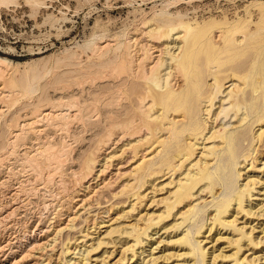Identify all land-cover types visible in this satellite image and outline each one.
I'll use <instances>...</instances> for the list:
<instances>
[{
  "label": "bare ground",
  "instance_id": "1",
  "mask_svg": "<svg viewBox=\"0 0 264 264\" xmlns=\"http://www.w3.org/2000/svg\"><path fill=\"white\" fill-rule=\"evenodd\" d=\"M11 1L0 0V4ZM32 1L35 5L41 3ZM252 7L258 13L257 21L249 13L245 20L191 22L181 14L174 16L161 10L141 23L142 34L126 38V51L119 44L112 60L95 71L79 70L78 79L56 81L64 84L62 88H71L81 81L89 88L84 86L80 92L67 89L69 101H63V96L58 104L44 95L37 98L34 107L38 120L18 124L21 129L14 135L15 140L22 136L25 127L35 129L41 120L53 127L69 128L70 122L87 116L85 102L92 97L99 103L98 151L105 157L102 164H98V157L93 154L83 161L79 168L84 174L82 178L87 182L94 178L99 183L95 187L85 186L83 179H78L79 191L71 200L75 206L58 213L55 217L58 224L42 229V234L49 235L48 240H34L23 249L13 246L14 241H2L0 264L16 253L20 259L11 264L26 263L47 248L51 250L48 263L56 254L55 264H65L63 260L80 249L84 251L73 264H111L109 258L115 247L119 249L118 259L112 264H130L129 256L133 260L138 255L137 249L144 250L147 242L153 241V235L161 231L170 237L166 243L178 250L169 254L184 257V262L178 264H217L218 260H226V264H255L264 260V253L249 259L244 252V248L258 250L264 244V223L259 227L261 238L254 234L256 225L247 228L253 222L248 221L251 217L264 218V2L258 0ZM103 43L97 44L99 51L111 44ZM11 65H14L11 61L0 57V80L5 88L0 101L15 102L19 100L14 99L15 95L34 97L40 79L49 72L7 77L5 66ZM52 145L43 147L44 159L38 158L39 153L31 155V151L22 155L38 172L37 179L46 169L47 176L43 177L50 179L63 164V148ZM106 173H110L109 177ZM259 187L262 193L256 191ZM105 191L108 193L104 196L105 216L96 215L90 220L86 215H90L95 205H102L100 199L93 197ZM256 193H261L257 195L262 199L254 197ZM254 201L260 202L256 205ZM18 210V206L0 207V229ZM240 215L246 218L245 222H238ZM80 222L82 225L78 227ZM223 230L226 234L230 231L232 237H222ZM67 231L79 235H69L56 253L59 238ZM222 239L228 241L231 254H224L221 248L218 254L215 250L209 252L205 243ZM143 254L140 251L139 255ZM155 261L154 258L152 262ZM71 262L72 259L67 264Z\"/></svg>",
  "mask_w": 264,
  "mask_h": 264
},
{
  "label": "rangeland",
  "instance_id": "2",
  "mask_svg": "<svg viewBox=\"0 0 264 264\" xmlns=\"http://www.w3.org/2000/svg\"><path fill=\"white\" fill-rule=\"evenodd\" d=\"M39 1L41 2L40 5H35L32 0H12L10 3L6 2V3H2V5L0 4V57L7 59L11 61L12 64H14L7 67L5 66V69L7 70L6 71L7 77H20V75L25 74L26 72L39 71L42 74L49 72V74L47 73V75L43 76L42 79H40L39 82L40 87L37 93H35L34 97L32 98L20 97L18 95H15L14 99L17 98L20 101L17 100L14 102L13 100V102L9 101L8 103H4L3 101H0V105H1L0 109L2 108L1 109L2 111L0 113V156L2 159L0 158V160L7 158L2 161L3 165L2 162L0 161L1 162L0 169L2 170V171L0 170V182L2 181L0 183V202H1L0 207L4 206L5 208H9V205L11 207L18 206L20 210V211L18 210L19 214L17 212L14 215L15 218L11 217L9 220L3 222V225L6 222L5 226L1 225L2 228L0 229V237H1L0 242L8 241V243H11L12 241H14L11 244L14 243L13 246L15 245L21 247L22 249L28 246L34 240L47 241L48 237L46 236L49 235L46 233L42 234L41 232H43V230H45L52 224L53 225L58 224L56 223L58 219H56L55 217L61 213H65L70 208V206H75L76 203H72L74 200L71 202V200L73 199L72 195L74 197L76 194H78L79 185H80L78 182L81 181V178L84 176V174H81L79 168L81 164H83V161L86 159V157L88 155L93 154L94 157L95 156L98 157L97 159L98 164L99 163L102 164L103 158L105 157V154L103 152H100L99 154L98 151L99 116L97 115H99V103L94 102L92 97L89 98L90 95H88L89 96L88 98L90 100L85 102V109L87 116H85L83 113L84 117L81 119V121L73 120L72 122H70L69 128L67 127L57 128L55 126L53 127V125L51 126L49 122L41 120V122H38L35 125V129L31 128L32 130H30L29 127H25L22 136H20L19 139L15 140L14 135L17 133V131L21 129L18 124L21 123L23 124L24 122H33L35 120H38V118H35L36 113H35L34 103L37 101V98L39 96L41 95L47 96L49 99L52 100L50 102L58 104L60 102L59 98L63 96H65L63 101L66 100L69 101L68 98L69 92L66 91L67 89L74 90L75 92H80L84 86L89 88V85L87 86V84L82 83V81L81 84L74 85L71 88H62L64 84L62 83L58 84L56 81L58 78H63L67 80L76 79L77 76L79 77L80 74L76 71L79 70L83 72H86L88 69L95 71L96 69L100 68V65L102 63L112 60L113 55L114 53H116V49L119 46V44H123L122 50L126 51L127 48L125 47V42L127 41V39L132 37H137L140 34H142L143 24L141 23H143L145 20H149L153 18L154 14L159 13L161 10H168L174 16L177 14H181L184 16L185 20L191 22L209 21L211 19L221 21L225 18H227L230 21H234L237 18L238 19L242 18L245 20L248 18L249 13L252 14V17L255 21L258 20V13L254 11L252 7L253 4L258 0H177V1L176 0H39ZM261 1L264 2V0ZM247 9H249V12ZM240 15H242L243 17ZM103 42H110L111 44L109 43L110 46H108L107 49L99 51L98 45L100 46L104 45ZM104 54L107 55L105 56ZM111 64L113 63H110V65ZM14 73L17 74L14 75ZM3 88H4V82L0 80V94L1 92L5 91V88L4 89ZM61 128L64 130V133ZM62 136L64 137V139ZM14 140L16 143L12 144ZM50 142L52 143L50 144ZM48 145H52L54 146V148L57 147L59 149L63 148V153L61 152L63 156H61V159L64 161L61 160L63 164L60 163L59 169L56 170V172L58 171L57 173L59 175H57V173L54 172L53 173L54 176H52L50 179H48L47 177H43V176H47V169H46L45 173L40 174V177H38L37 179L36 177L39 176L38 172L35 171V169H33L28 163H26L22 155L26 151L29 152L31 151V155L34 154L38 155L39 153L38 158L44 159L45 157L41 154V152ZM12 147L14 148V151H12L13 150ZM8 151L10 152L9 155H8L9 153ZM20 152L22 154H20ZM5 154L7 155L5 156ZM64 163L66 164V166ZM98 167L99 165L97 166L96 171L99 169ZM3 169L6 170L4 171ZM72 169L73 170L76 169V172L75 170L73 171ZM111 172L112 173L115 172V168H113ZM108 174L110 173H106L105 176H107ZM59 176L63 179L62 180L63 183L61 184H60L61 178ZM93 177H95V175H93ZM260 177L263 176L260 175ZM4 178L6 181L2 180ZM52 179L54 180L52 181ZM93 179L88 181L89 183L86 181V179H83L82 183H84L85 186L91 184L92 187H95L97 185V182L99 183V181L97 180L95 181ZM49 180L51 183L48 182ZM61 185L63 186V188L65 187L64 190H62L63 188H61ZM18 187L20 188V190ZM74 188H76V190H74ZM260 190L261 189L259 187L256 191H260ZM83 192L84 191L82 190L80 191L81 194H84ZM261 193H256L254 197H260V199H262V196L257 195ZM107 194H108L107 191H105L103 195L100 194L93 197V199L95 198V200L97 201H99L100 199V201L102 202L101 205L102 208L100 206L95 205L94 208L91 210L90 215H86L87 217L90 218V220L92 217L96 215L97 217L105 216L104 215L105 213L102 214V212L107 207L106 199L104 198V196ZM66 196H68V200ZM16 199L18 201H16ZM14 200L16 203H13ZM19 201L22 202L20 203ZM66 201H68V203H66ZM259 202L260 201H254V204L257 205ZM69 203H71L72 205L70 204L68 206ZM46 204L49 205L46 206ZM258 207L259 206H257V208ZM66 208L67 210L65 211ZM49 218L51 219L49 220ZM239 218H240L238 221L239 223L246 221V218L241 217V215L239 216ZM52 219H54L53 222H55V224L51 221ZM100 220L101 219L99 218L98 221ZM252 220L253 222L251 224H247V228L256 225L255 226L256 230L254 231V234L255 236L261 238L263 234L259 232L261 231L262 228L259 227L261 226L262 223H264V218H260L256 220L253 217H251V219L248 220L249 223ZM62 221L64 222L65 220ZM50 222L51 224H49ZM8 225L9 228L7 227ZM81 225L82 224L80 222L78 227H80ZM240 226H242V224H240ZM248 231L250 230L248 229ZM225 232L226 230L222 231L221 233L223 234L222 237H227V236L229 238L232 237V235H229L230 231L227 234ZM69 235H72V237L73 236L78 237L79 234H75V232H70V231H67L65 234H63L62 235L63 238L62 237H60L61 239L59 238L56 247V253L58 250H60L61 242L65 240ZM172 235L173 234H171V237ZM166 236L167 234H163V231H161L157 235H153V241L151 243L147 242L148 245L144 247V250L137 249L138 255L135 258H133V260H131L132 256L128 255L129 258H131L129 261L130 264H140V263L143 264V259H145L146 262L145 264L183 263L184 257H177L173 254H169V253L176 254L178 253L177 252L178 250H176V248H174L173 246H169L166 243L167 241L170 240V237L168 238ZM161 239L164 241L162 243H159ZM207 242L210 241L208 240ZM205 245L208 248L209 252L215 250V254H218L220 252L218 248H221L223 249L224 254H231V252L229 251L230 247L227 240L222 239L219 240L218 242L213 241L212 243H207V244L205 243ZM259 248L260 249L258 250L250 249V247L244 248L245 255H247L249 259L253 257H261L264 253V244L260 245ZM118 250L119 249L115 247V251L113 255L109 258V262L111 261V264L118 259V255L116 256ZM79 251L80 249L79 250L77 249V251H75L73 255L67 256L66 259L63 260L65 264H67V261H69L70 259H72V262L70 264H73L76 258H78L81 255L80 253L83 252L84 250L80 252ZM140 251H143L144 254L139 255ZM77 252H79L78 253L79 255L76 254ZM36 255L37 257H33V258H37L36 260L32 258L30 261H27L26 263L23 262L21 264H29V263L33 264L32 262L35 263L40 262L39 264L41 263L47 264L48 263L47 257L51 255V250L47 248L45 252L38 253ZM54 256L57 257L56 254L53 255V258H51L48 264H52V263L55 264L57 262L54 261L55 259ZM154 258L156 261L152 262ZM9 259L5 261L4 264L6 263L11 264V262H14L16 259L19 260L20 254L16 253V255H13ZM263 261H264L263 259L261 261H256L255 264H261V262ZM217 262H218L217 264H224V263L226 264V260L224 262L218 260ZM92 264H97V263L94 262ZM125 264H127V262ZM228 264H233V263H228Z\"/></svg>",
  "mask_w": 264,
  "mask_h": 264
}]
</instances>
